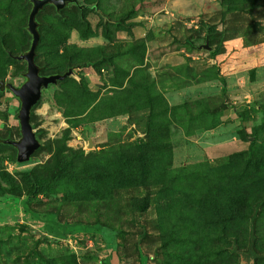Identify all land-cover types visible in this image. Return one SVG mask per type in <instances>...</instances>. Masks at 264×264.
I'll return each instance as SVG.
<instances>
[{"label": "rangeland", "instance_id": "1", "mask_svg": "<svg viewBox=\"0 0 264 264\" xmlns=\"http://www.w3.org/2000/svg\"><path fill=\"white\" fill-rule=\"evenodd\" d=\"M75 1L36 17L41 75L72 69L39 148L0 143V264H264V0ZM30 8L0 0L15 87ZM18 109L0 91L1 140Z\"/></svg>", "mask_w": 264, "mask_h": 264}, {"label": "water", "instance_id": "2", "mask_svg": "<svg viewBox=\"0 0 264 264\" xmlns=\"http://www.w3.org/2000/svg\"><path fill=\"white\" fill-rule=\"evenodd\" d=\"M28 2L31 8L27 17L26 31L31 38L30 46L25 53L13 57L15 60L22 61L26 64V72L24 73L25 80L18 87L4 80H0V91L8 90L19 101L17 121L20 139L18 141H0L3 144L12 146L16 150V160L19 163L28 161L30 156L40 146L30 124L31 109L40 100L42 91L47 89L50 85L63 81L72 73V69H68L63 74L41 75V68L35 63L36 48L40 39L38 32L39 24L36 21V17L47 5L53 6L55 11L59 12L63 10L68 3L72 2L76 4L75 0H28Z\"/></svg>", "mask_w": 264, "mask_h": 264}, {"label": "trees", "instance_id": "3", "mask_svg": "<svg viewBox=\"0 0 264 264\" xmlns=\"http://www.w3.org/2000/svg\"><path fill=\"white\" fill-rule=\"evenodd\" d=\"M4 124H5V125H7V123H6V122H4ZM5 140H7V139H5ZM0 141H3V140H1V139H0ZM10 141H11V140H10ZM0 143H1V142H0Z\"/></svg>", "mask_w": 264, "mask_h": 264}, {"label": "flooded vegetation", "instance_id": "4", "mask_svg": "<svg viewBox=\"0 0 264 264\" xmlns=\"http://www.w3.org/2000/svg\"><path fill=\"white\" fill-rule=\"evenodd\" d=\"M72 3V2H71Z\"/></svg>", "mask_w": 264, "mask_h": 264}]
</instances>
